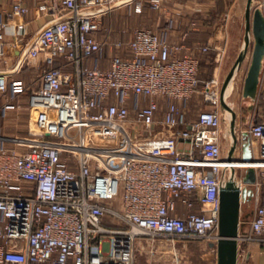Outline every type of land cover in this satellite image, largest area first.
<instances>
[{"label": "built area", "instance_id": "obj_1", "mask_svg": "<svg viewBox=\"0 0 264 264\" xmlns=\"http://www.w3.org/2000/svg\"><path fill=\"white\" fill-rule=\"evenodd\" d=\"M8 1L13 15L28 11L25 0ZM145 3L164 7L163 0L36 1L37 10L56 16L18 46L21 60L40 55L43 63L41 83L27 96L26 132L0 133V264H134L140 237L151 244L162 237L172 243L176 237L216 239L219 187L231 177L241 189L236 167L247 163L255 169V206L237 243L264 246V55L242 128L247 136L239 135L227 160L221 124L226 113L230 127L234 108L219 104L222 78L199 75V52H211L219 63L223 44H187V30L171 39V14L159 31L136 25L127 37H108L109 27L98 35L102 17L113 8L140 11ZM250 5L264 15V0ZM4 23L0 19V29ZM196 24L192 19L189 26ZM225 24L226 15L216 22L222 38ZM245 34L247 47L253 42L251 30H244L242 48ZM3 45L0 38V53ZM242 60L232 64L228 80ZM9 74L0 69V95L7 92L2 114L24 89ZM194 91L210 105L189 118L179 101ZM236 123L235 117L234 129ZM245 138L251 158L237 164ZM177 139L187 146L177 147ZM116 196L119 206L112 203Z\"/></svg>", "mask_w": 264, "mask_h": 264}, {"label": "crops", "instance_id": "obj_2", "mask_svg": "<svg viewBox=\"0 0 264 264\" xmlns=\"http://www.w3.org/2000/svg\"><path fill=\"white\" fill-rule=\"evenodd\" d=\"M25 1L29 7L28 11L23 15L15 16L12 14L9 1L0 0V19L5 22L0 29V38L4 42L3 51L0 53V69L9 70V77L20 80L24 85V89L18 91L11 98L10 102L12 105L6 109L5 113L2 114L0 111V133L2 134H23L26 132L28 122L27 96L32 88L41 83L40 67L43 63L42 58L38 55L21 60V49L18 48L22 43L20 40H30L40 26L53 16H56V14L37 10L35 7L37 0ZM218 1L220 0H163L164 7L161 9H154L145 3L140 11H134L128 6L120 5L102 17L98 35L104 36L107 27L110 28L107 34L110 38L127 37L131 29L136 25L164 28L166 14H171L174 18L173 26L169 30V37L171 39L179 40L181 32L187 30L183 38L187 44L196 46L198 43H214L216 41L218 44H223L224 50L226 49V62L221 59L219 63H215L211 52H199V75L205 77L215 74L222 78L225 72L227 75L228 70H230L236 54L241 49L242 40L239 39L234 45L231 42L232 35L230 36L229 31L231 21L239 17L237 13L240 7L235 5V0H226V4L223 7H219ZM119 14H141L142 16L138 17L140 18L137 22L138 24L128 27L126 19L118 18ZM220 14H226L225 38L220 36L221 33L216 27V22L221 17L217 18V16ZM108 16H112L114 22L108 21ZM192 19L197 22L194 27L189 26ZM117 22L122 24L118 23L119 25L116 28L113 27L114 23L116 24ZM106 64L107 60L102 58L100 65ZM194 93L182 102L179 101L185 111L187 110L184 105L186 106V103L191 100ZM6 97L7 92L0 95V105ZM209 105L202 100L200 94L194 113L192 115L186 114L189 118L193 117L198 109ZM156 129L155 125L153 131ZM159 133L156 132V134ZM175 145L177 147H186L187 143L181 139H177ZM107 217L109 218V216H106L105 220L111 219V217L110 219H107ZM162 241V239H159L156 243L151 244L146 237L138 238L135 250L136 258L138 259V254H143L149 256L150 261H148V264H178L175 252L172 253L173 251H171V254L169 253L168 255L167 251H169V248H167L168 250L166 248L159 249V242L163 243ZM155 253L158 254L153 255ZM161 253L164 255L162 256ZM247 259V264H264V248L261 250L259 246L252 245ZM215 261L217 262V257Z\"/></svg>", "mask_w": 264, "mask_h": 264}, {"label": "rangeland", "instance_id": "obj_3", "mask_svg": "<svg viewBox=\"0 0 264 264\" xmlns=\"http://www.w3.org/2000/svg\"><path fill=\"white\" fill-rule=\"evenodd\" d=\"M246 1L247 0H235V5L240 7L239 12L237 13L239 17L235 18L234 20L231 21L230 23V36L232 35V39L231 42L235 45L239 39H241L243 41V37H244V25H245V16H244V8L246 5ZM255 3V1L253 2ZM234 5V6H235ZM253 5V4H252ZM250 8H252V6L250 5ZM133 10V9H132ZM226 14H220L217 16H225ZM141 14H119L118 18H124V20L126 19V21L128 22V27L129 26H133L135 24H138L137 22L139 21L141 17ZM109 20L114 22L112 16H108ZM117 22L116 24L114 23V26L116 28L117 25H119ZM110 24V23H109ZM122 24V23H120ZM126 24V23H125ZM127 26V25H126ZM152 28L156 29V30H161L162 28H155L152 26ZM222 31L224 33H226V24L222 26ZM167 33L169 34V32L167 31ZM242 47L241 49L238 51V53L240 51H242ZM250 50H251V46H248L245 50V56L241 62V65L239 67H236V69L233 72L232 75V88L226 93V95L224 97H222V101H219L220 106H223V108L225 109L226 106L230 105L233 106L236 114V133H240L242 128H245L247 125V121L249 119V113L251 110L247 109V104L249 101V97L248 96H242L241 94V88H242V83H243V78L245 75V71L249 62V58H250ZM231 52V51H230ZM237 53V54H238ZM236 54V56H237ZM107 57V52L104 51V55H103V59L105 60ZM236 58V57H235ZM234 58V60H235ZM222 60L226 62V49L224 50L223 56H222ZM233 60V62H234ZM233 64V63H232ZM231 69V68H230ZM230 70H228L229 72ZM227 72V73H228ZM260 74H263V69L260 70ZM226 72L224 74V76L222 77V81L220 86L222 85H226ZM225 81V83H224ZM224 83V84H223ZM229 86L228 84L225 87L224 92L226 91V89H228ZM195 92V93H194ZM194 96H192L191 100L188 101L186 103V106L184 105V107L186 108V113L188 115H192L194 113V110H196V106L198 105V100L200 98V92L198 91H194ZM207 105H209V103H206ZM230 117V116H229ZM227 118H226V113H225V117L224 120L222 121V131H224L226 129V123H227ZM126 126L128 124H125ZM159 125H156V127H158ZM129 126H127L128 128ZM129 131V130H128ZM238 140H239V135H238ZM220 144H221V151L222 154H225L227 152V149L229 147V138L226 136H223L221 134L220 136ZM242 152V147L241 144L238 145V149H237V154L238 156L241 155ZM245 171V166L244 165H240L236 167V173L238 176H243V173ZM247 186H249L252 190L253 188V184L252 183H247ZM112 203L116 206H119L120 203V198L119 196H116L113 200ZM255 206V202H254V198L252 195H250V197H246L245 199L242 200L241 204H240V220H242V216L245 213H251L253 208ZM107 219H110V217ZM240 230L239 231H246L248 228V223H242V225L240 226ZM164 240L162 241L163 243L159 242V249H163V248H169V251H167V254L169 255V253L171 254V251H173L172 253H176V259L178 260V264H217L216 260V239L213 236H210L208 238L206 237H201V238H196V239H187V238H182V237H176L173 239V243L170 241L169 238L167 237H162ZM157 241V240H156ZM156 241L154 243H156ZM159 241V240H158ZM252 245H256L259 246V248L261 250H263L264 246L257 243L255 240H239L238 241V259H237V264H247V258H248V253L250 251V248ZM171 248V250H170ZM168 250V249H167ZM158 253H155L153 255H156ZM162 254V253H161ZM159 254V255H161ZM138 259L135 256V261L134 264H148L149 260V256H145L143 254H138ZM164 254H162L163 256ZM173 255V254H172Z\"/></svg>", "mask_w": 264, "mask_h": 264}, {"label": "water", "instance_id": "obj_4", "mask_svg": "<svg viewBox=\"0 0 264 264\" xmlns=\"http://www.w3.org/2000/svg\"><path fill=\"white\" fill-rule=\"evenodd\" d=\"M245 33L251 30L253 35V42L250 50V58L243 78L241 94L248 96L249 101L247 109L250 110L253 105V100L256 97L257 83L259 79V72L261 70L262 58L264 55V15L260 6L250 8V0L246 1L245 5ZM248 38L245 34L243 43V50L240 51L233 64H238L244 55L247 48ZM230 75V71L226 75V82ZM224 81V83H225ZM223 83V84H224ZM224 85H222L223 89ZM235 112L231 110L230 127L222 131V135L229 138V147L227 149L225 159L231 160L238 141V135L246 137L247 132L242 129L240 133H236L234 129ZM242 152L239 158L247 160L251 158V149L248 138L241 142ZM245 171L242 176L244 182L241 189L234 184L231 177H229L225 184L219 187V212H218V234L216 237V255L217 264H235L237 255V237L242 220H240V204L243 199L250 197L252 190L247 183H251L255 179V169L250 163L244 165ZM230 173L234 171L233 164H229ZM247 215V213H246Z\"/></svg>", "mask_w": 264, "mask_h": 264}, {"label": "bare ground", "instance_id": "obj_5", "mask_svg": "<svg viewBox=\"0 0 264 264\" xmlns=\"http://www.w3.org/2000/svg\"><path fill=\"white\" fill-rule=\"evenodd\" d=\"M228 84V86H229V88L228 89H226V91L224 92V94L226 95V93L232 88V80H231V78L227 81V83H226V85ZM226 85H225V87H226ZM231 87V88H230ZM224 90H225V88H224ZM228 112V114H230V112L229 111H227ZM237 161H236V163L237 164H245L246 163V160L245 161H241V159H236ZM249 159H247V161H248ZM248 164V163H247ZM250 164H252V163H250Z\"/></svg>", "mask_w": 264, "mask_h": 264}, {"label": "flooded vegetation", "instance_id": "obj_6", "mask_svg": "<svg viewBox=\"0 0 264 264\" xmlns=\"http://www.w3.org/2000/svg\"><path fill=\"white\" fill-rule=\"evenodd\" d=\"M226 155V153L225 154H223V156H225ZM250 215H251V213L249 212V213H247V215H246V213L242 216V222L243 223H248V220H249V218H250ZM237 250H238V247H237ZM237 259H238V251H237V255H236V263L235 264H237Z\"/></svg>", "mask_w": 264, "mask_h": 264}, {"label": "trees", "instance_id": "obj_7", "mask_svg": "<svg viewBox=\"0 0 264 264\" xmlns=\"http://www.w3.org/2000/svg\"><path fill=\"white\" fill-rule=\"evenodd\" d=\"M224 4H226V0H224V1H222V0L218 1V6L219 7H223Z\"/></svg>", "mask_w": 264, "mask_h": 264}]
</instances>
